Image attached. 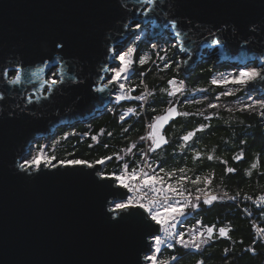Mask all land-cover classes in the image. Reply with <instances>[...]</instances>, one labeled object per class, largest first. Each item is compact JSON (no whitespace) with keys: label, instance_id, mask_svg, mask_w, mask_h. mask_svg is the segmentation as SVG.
<instances>
[{"label":"snow or ice","instance_id":"obj_1","mask_svg":"<svg viewBox=\"0 0 264 264\" xmlns=\"http://www.w3.org/2000/svg\"><path fill=\"white\" fill-rule=\"evenodd\" d=\"M93 3L102 9L115 5L121 13L126 14V19L117 28L120 33L119 38L113 41L106 39L105 41L104 62L96 70L95 78L91 79L85 76L81 79L80 74L72 75L70 74L71 67L64 63L59 64L53 70V64L47 61L43 62L42 67L32 71L30 76L37 77L44 73L45 69H49L48 79L43 81L44 91L47 93L59 91L57 86L66 82L76 85L87 82L89 93L98 94L95 98L100 101L111 102L114 100L117 104L124 101L140 102L138 108L127 107L119 114L118 123L121 126V131L125 134L132 127L130 124L127 127L124 126L129 118L141 116V113L145 112L146 106L151 107V101L159 100L165 105L162 113L151 117L146 133L139 137V141L131 140L125 147L109 155L101 156L95 160H86L77 158L74 152H68L67 155L70 158L59 159L46 150L47 145H39L31 150L26 157L15 162L12 174L17 178L35 181L42 176L70 175L79 172L80 175L92 179L93 183L107 182L111 189L110 195L113 197L112 200L106 198V203L110 205L106 213L107 218L115 224H123L132 234L142 233L141 247L138 249L134 264H180L183 256L176 254L165 256L164 253L168 250L175 253L179 246L180 249L199 254L202 249L211 246L217 239L231 241L232 237L229 234L235 231L231 226V221L218 227L215 223L203 224L199 219L193 227L181 230L178 225L184 222V218L190 212L198 213L202 208L210 210L217 204L239 200L242 203L251 202L261 216H264V191L257 195H249L240 190L236 191L234 195H230L227 191L218 193L213 187V182L216 179L214 169L206 173L203 172V169L196 172L186 165L166 169L162 165L167 161H162L159 155L161 152H165V146L170 144V139L166 135V127L170 124L175 127L172 122H178L177 118L179 117H202L205 122L198 123L196 127L179 136V150L181 152L191 150L193 153L191 159L194 163L203 164L205 161H218L220 165L224 166L221 182L237 175L238 168L229 166L227 160L216 156L215 149L204 152L195 149L193 145L202 138L198 134H203L212 128L211 121L218 118V114L217 112H208V109L219 110L221 108L219 102L222 97H234L237 96V93H244V96L238 99V106L235 109L228 105H224V109L229 113L238 111L256 114L264 120V55L258 58L260 61L258 64L252 63L256 58L248 55L249 41L245 38L237 44L238 54L230 56L226 51V40H222L209 29L212 39L207 46L219 48L218 54L223 60L235 59L236 63L232 65L231 71L213 75L210 79V88L213 90L215 88L223 89L216 94L214 102H209L205 109L197 110L195 113L180 111L179 97L185 95L186 85L185 80L178 79V76L192 59V49L185 44L189 32L184 30L183 22L178 16L182 14V9L217 6L216 0H93ZM227 6L242 11L253 5L250 0H227ZM260 6L261 15L259 21L253 23L252 31L259 28L261 32H264V0H260ZM158 10L164 17L159 25L161 33L169 32L174 37L173 47L177 48L179 52H183L185 59L173 60L169 56V48L161 47L156 42L149 44V51H145L141 47L142 37L148 25L154 24L151 17ZM173 12L175 14L170 15ZM129 35L131 36L130 41L126 39ZM65 47L66 44L63 40L54 45V48L61 52ZM150 64L155 65L160 71L171 69L176 75L167 79L166 87L158 90L155 87L150 88L146 77L151 72V68L145 67ZM25 79L26 74L22 61L16 63L15 66L0 67V80H6L8 85H20ZM133 80H138L139 83H133ZM138 89H141L139 94L133 95ZM194 91L206 93L209 88H198ZM4 98V94L0 92V100ZM27 102L33 103L31 96L28 97ZM190 102L185 101V103ZM152 111L155 112L156 109L153 107ZM206 112H208L207 115ZM105 134L109 137L113 135L111 131L101 128L96 134L85 132L83 136L90 137L92 143L88 144V148L91 149L101 143L100 137ZM70 135H76V133H65L63 139L67 140ZM124 138L128 139L127 135ZM140 142L146 146H140ZM240 143L246 145L247 141L242 139ZM103 147L108 148L109 144L104 143ZM52 151L54 153V149ZM231 159L237 165L245 161L244 148H241L239 153L233 155ZM113 160L117 162V170L106 172L104 169ZM260 167L261 156L258 154L250 166L244 170L243 175L251 178L253 170H257L258 175L264 176V171H259ZM60 169L66 171L60 173ZM69 169L72 172H68ZM84 169L90 171L84 172ZM97 177L99 179H96ZM4 179L5 177L0 175V183ZM242 211L247 217L253 216V213L247 208ZM251 229L253 235L249 245L243 246L242 239L233 243L243 246L242 253L255 256L257 245H264V227L253 222ZM230 255H235L234 250L225 247L223 258L227 260ZM195 264H205V260L198 259Z\"/></svg>","mask_w":264,"mask_h":264},{"label":"water","instance_id":"obj_2","mask_svg":"<svg viewBox=\"0 0 264 264\" xmlns=\"http://www.w3.org/2000/svg\"><path fill=\"white\" fill-rule=\"evenodd\" d=\"M250 3L253 6L242 11L228 7L227 0H216L213 7L181 10L178 18L189 32L185 44L192 49V59L185 66L190 74L207 57L203 56L206 48L217 50L220 61L216 67L236 62L223 60L219 48L207 46L212 39L209 29L226 40L230 56L238 54L237 44L247 38L248 55L256 58L252 63L260 62L264 32L252 29L262 9L260 0ZM151 18L154 24L147 27L150 43L169 33H161L164 17L159 10ZM125 19L126 14L115 5L102 9L93 0H0V67L22 61L26 74L20 85L0 80L5 97L0 100V175L5 177L0 183L2 264H134L142 233L132 234L107 218L110 205L106 198L113 199L107 182L93 183L79 172L35 181L12 174L15 162L26 157L36 141L54 137L67 125L97 118L98 111L114 101L96 99L98 94L89 93L87 82H66L57 86L59 91L47 93L43 81L49 69L37 77L30 73L47 61L53 69L64 63L71 67L70 74L94 79L104 62L106 39L119 38L117 28ZM61 40L66 44L62 52L54 48ZM260 122L264 127V120Z\"/></svg>","mask_w":264,"mask_h":264},{"label":"trees","instance_id":"obj_3","mask_svg":"<svg viewBox=\"0 0 264 264\" xmlns=\"http://www.w3.org/2000/svg\"><path fill=\"white\" fill-rule=\"evenodd\" d=\"M173 60H175V58ZM212 66L211 64L199 65L196 71L186 78H183L182 74L179 73L178 79H184L186 85V93L179 99L180 111L195 113L197 110H203L209 102H214L216 94L223 90L222 88H215L213 90L209 87L210 79L219 70ZM145 67L151 68V72L146 77V82L149 84L150 88L155 87L157 90L166 87L167 79L176 75L171 69L160 71L155 65L151 64ZM161 77H163V79H161ZM133 83H139V81L133 80ZM204 86L205 88H209L208 92L195 94L193 96L190 95L193 89ZM140 91L141 89H138V94ZM243 96V93H237V96L234 97H222L219 102L221 104L219 110L208 109V112H217L218 118L211 121V129L203 134H198L202 136V138L198 139L193 145L195 149L204 152L215 149L216 156L227 160L229 166L238 168L237 175L226 178L221 182L220 178L224 173V166L220 165L218 161H205L203 164L198 162L194 163L191 159L193 155L191 150H186L184 152L179 150V136L185 131L196 127L198 123L205 122L200 116L179 117L177 118L178 122H172L175 124V127H172L171 124L168 126L166 134L170 139V144L165 146V152L159 154L162 161H167V163L162 166L169 169L172 167H184L186 165L189 168H193L196 172L203 169L205 173L214 169L216 179L213 182V187L216 188V191L224 190L235 193L240 190L251 195H257L261 191H264V176L258 175L257 170H253V176L251 178L243 175L244 170L250 166L254 157L258 154L261 156V167L259 171H264V127L261 125L260 117L256 114L241 113L238 111L229 113L223 107L224 105H228L235 109L238 106V99ZM205 97H207V99H205ZM186 100L191 102L185 103ZM150 103L151 107L146 106V110L141 113V116L129 118L124 125L125 127L129 124L132 125L127 134L121 131L116 113L127 107H133L136 104V102L133 101L121 102L115 107L117 109L114 112L106 111L102 116L88 123H77L73 128L62 127L58 129L56 138L49 149L50 154H54L59 159H68L70 158L67 155L68 152H74L77 158L95 160L101 156L118 151L125 147L131 140L139 141V137L145 135L146 121H150L151 117L156 114H161L165 106L159 100L151 101ZM153 107L156 109L155 112L152 111ZM208 112L205 114L207 115ZM89 126L92 127V131H89ZM101 128L111 131L113 135L109 137L105 134L100 137V144L89 149L88 144L92 143V141L89 136H83V133L89 132L91 134H96ZM72 132H75L76 135H70L67 140L63 139L65 133ZM126 135L128 139L124 138ZM242 139L247 141L246 145L240 143ZM57 141L59 142L57 143ZM104 143H108L109 147L104 148ZM40 144L41 143L38 142V145ZM140 146H144L143 142H140ZM241 148L245 150L246 159L237 165L231 157L238 154ZM53 149L54 153L52 151ZM107 166L106 172L117 170V162L115 160L109 162ZM189 175H192V173H189ZM217 185H219V187H217ZM232 208L233 206H230L228 203H222L213 206L210 210L202 208L197 213L205 222L209 224L215 223L218 227L224 226L228 221H231V226L235 229V231L232 232L231 241L217 239L211 246L202 249L199 254L194 252L190 253L188 250L180 249L179 246H177L175 253H172V250H168L164 255L176 254L178 256H183L180 264H195L198 259H204L205 264H264V245L257 246L258 252L255 256L242 253V247L251 243L253 232L250 222L247 218L243 217L241 210L233 211L231 210ZM259 215L260 220L257 223L259 225L262 223L264 226V216H261L260 212ZM241 239L244 241L243 246L238 243H233ZM225 247H229L235 252V255H230L227 260L223 258V249ZM241 256L242 258H240Z\"/></svg>","mask_w":264,"mask_h":264},{"label":"rangeland","instance_id":"obj_4","mask_svg":"<svg viewBox=\"0 0 264 264\" xmlns=\"http://www.w3.org/2000/svg\"><path fill=\"white\" fill-rule=\"evenodd\" d=\"M168 34H170V33H168ZM171 35V34H170ZM164 39H162L161 41H158V44L161 46V47H164V46H167L168 48H169V56H170V58H172V59H174L175 58V60H177V59H182V53L183 52H179L178 50H177V48H175V47H173V43H174V41L173 40H170L171 39V37L169 36V38L170 39H167L166 37H165V35L164 36H162ZM130 40H131V37L129 38ZM165 39H167V40H165ZM148 40H149V35H148V29H146V32L144 33V35H143V37H142V43H141V47H143L144 48V50L145 51H149V44H150V42H148ZM163 40H165V42L163 41ZM217 51V50H216ZM150 54H152L151 52H150ZM155 58V57H154ZM219 63V56L217 55V52L216 53H214V54H212V53H210L207 57H205L200 63H199V65H205V64H211V65H213L212 67L213 68H215V69H219L214 75H218L219 73H221V72H228V71H231V68H232V65H234V64H227V65H225V66H221V67H216V65ZM198 65V66H199ZM225 67V68H224ZM186 68V67H185ZM54 70V69H53ZM190 71H192L193 72V70H190ZM196 71V70H195ZM191 72V74H190V72L189 71H187V70H184V68L180 71V73L182 74V77L183 78H186V77H189L190 75H192L193 73ZM200 88H205V86L204 87H200ZM195 89H198V88H195ZM195 89H193V92H191V96H193V95H195V94H200V92H196V91H194ZM244 94V93H243ZM133 95H135V93H133ZM179 99H180V97H179ZM114 104H116L117 105V103H115V101H114ZM117 108H113L112 110H111V112H114L115 110H116ZM110 110H108L107 112H109ZM103 112H105V110H101L100 112H98L97 114L98 115H101ZM117 117H118V119H119V114H120V112L118 111L117 113ZM102 116V115H101ZM131 118V117H130ZM134 118V117H133ZM91 119V118H90ZM89 122V120H87L85 123H88ZM89 125H92V124H89ZM68 126V125H67ZM66 126V127H67ZM70 129V128H69ZM89 131H91V129H92V127L91 126H89ZM146 130H147V121H146V124H145V133H146ZM61 131V130H60ZM55 138H56V135L54 136V137H50L48 140H46V139H39L40 141H38V142H40L41 144L40 145H47L48 146V148L46 149V150H49L50 149V146L52 145V143L54 142V140H55ZM38 142L36 141L35 143H36V145L32 148V150L35 148V147H38L39 145H38ZM48 143V144H47ZM50 144V145H49ZM195 144V143H194ZM108 165V164H107ZM108 167V166H107ZM107 167L104 169L105 171L107 170ZM219 191H224V190H219ZM230 195H234L235 193L234 192H231V191H227ZM251 195V194H250ZM225 203H228L230 206H233V208L231 209V210H233V211H237V210H241V212H242V214H243V217L244 218H247L248 219V221L250 222V224L251 223H256V222H258L260 219H259V217H260V215H259V212H258V210H256V216H252V217H247V216H245L244 215V213H243V211H242V209H244V208H247L245 205H244V202L242 203V202H240L239 200H237L236 202H232V201H226ZM195 215H198L199 217L198 218H195ZM194 215V218H191L192 220H193V222H194V224H196V221L199 219V220H201L202 221V223L203 224H208V225H211V224H209V223H207V222H205L203 219H202V217L199 215V214H195ZM187 222H189V220H185L184 219V222L183 223H187ZM261 225V227H264L263 225H262V223H260ZM178 226H180V225H178ZM230 236H232V233H230L229 234Z\"/></svg>","mask_w":264,"mask_h":264},{"label":"built area","instance_id":"obj_5","mask_svg":"<svg viewBox=\"0 0 264 264\" xmlns=\"http://www.w3.org/2000/svg\"><path fill=\"white\" fill-rule=\"evenodd\" d=\"M167 39H169V36L168 35H166L165 36ZM162 39H164L163 37H161V38H159L158 40H157V42L156 43H158V41H161ZM167 39H165V40H167ZM165 40H163L164 42H165ZM139 107V106H138ZM122 111H124V110H122ZM121 111V112H122ZM98 112H100V111H98ZM105 112H106V110H105ZM105 112H103L101 115H103ZM120 112V113H121ZM98 116H100V115H98ZM147 124H148V122H147ZM223 191H218V193H222ZM250 195V194H249ZM241 202V201H240ZM244 205L247 207V210L248 211H250V212H254V210H255V208L253 207V205L251 204V202H249V201H245L244 202ZM194 213H189V215H187L184 219L187 221V220H189V222H187V223H182V224H180V226H178V228H180L181 230H187V229H189V228H191V227H193L194 225H196V224H194V222H193V220L191 219V218H194ZM253 215L254 216H256V214L255 213H253ZM199 216L198 215H195V218H198ZM259 245V244H258ZM257 245V246H258ZM257 252H258V250H257Z\"/></svg>","mask_w":264,"mask_h":264},{"label":"bare ground","instance_id":"obj_6","mask_svg":"<svg viewBox=\"0 0 264 264\" xmlns=\"http://www.w3.org/2000/svg\"><path fill=\"white\" fill-rule=\"evenodd\" d=\"M131 36H129L128 38H127V40H129L130 41V38ZM210 53H212V54H214V53H216V49H210V48H206L204 51H203V56H208ZM205 54V55H204ZM182 55V59H185L186 57H185V54L184 53H182L181 54ZM234 63H236V62H234ZM184 70H186V68L184 67ZM218 192V191H217ZM257 223V222H256ZM258 224V223H257Z\"/></svg>","mask_w":264,"mask_h":264}]
</instances>
